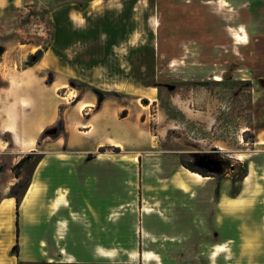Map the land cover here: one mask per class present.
Wrapping results in <instances>:
<instances>
[{
  "label": "crops",
  "instance_id": "crops-1",
  "mask_svg": "<svg viewBox=\"0 0 264 264\" xmlns=\"http://www.w3.org/2000/svg\"><path fill=\"white\" fill-rule=\"evenodd\" d=\"M125 1L90 0L78 11L59 12L54 42L31 67L19 69L37 48L22 54L19 47L25 45L11 44L1 25L0 131L9 135L15 149H30L53 124L54 94L69 79L90 88L71 99L75 117L66 122L65 143L57 139L51 146L54 151L40 153L33 181L19 203V214L15 212L17 245H21L22 217L31 224L24 230L29 250L18 252V264H264V128L254 138L255 149L238 158L246 164L247 174L235 197L230 196L229 178L202 177L184 168L175 154L130 155L123 162L120 150L99 152L100 148L119 149L122 142L118 116L122 104L116 96L134 97L118 91L120 79L129 78L120 70V51L130 29L137 26L133 6L139 7V0L131 4L128 32L119 41L116 10ZM227 1L234 7L240 0ZM255 1L240 2L242 15L226 2H218L216 13L226 8L232 22L234 16L264 18L258 4L251 6ZM24 4V0H0V23ZM245 10L249 15L243 16ZM244 18L230 31L246 29ZM77 45L89 49L88 62L68 61L59 76L46 84L44 74L61 69L57 51ZM238 46L241 51L248 48L246 43ZM259 81L264 86V78ZM97 90L109 96L99 99ZM257 94L264 101V89ZM22 113L30 116L23 118ZM63 144L72 150L59 151ZM5 201L15 209L13 198H3L0 206Z\"/></svg>",
  "mask_w": 264,
  "mask_h": 264
},
{
  "label": "rangeland",
  "instance_id": "rangeland-1",
  "mask_svg": "<svg viewBox=\"0 0 264 264\" xmlns=\"http://www.w3.org/2000/svg\"><path fill=\"white\" fill-rule=\"evenodd\" d=\"M24 1L26 4L20 10L0 23L2 34L11 44L25 45L19 47L22 54L34 48H37L34 53L38 50L45 52L55 40V20L57 15L60 17L59 12L78 11L90 0ZM134 1L126 0L116 10L119 41L127 35L129 9ZM142 1L137 2L138 9L133 6L132 16L137 17V26L130 29L120 51L122 69H119L129 78L123 76L120 79L122 84L118 91L125 93L126 87L138 90L136 94L126 92L134 97L116 96L122 104L118 116L123 138L117 147L122 161H129L130 155L140 158L141 155L175 154L179 160L215 179L231 180L243 164L238 158L243 159L246 157L242 156L243 153L255 149L254 138L258 130L264 128V101L257 94L258 90L264 89L263 82L259 81L264 78V18L241 16L244 23H248L245 32L239 27L233 33L230 29L243 21L234 16L232 22L231 17L226 16V8L216 13L218 2H226L228 8H234L242 15V0L234 7L227 0H144V8ZM99 3L95 2L96 6ZM257 4L264 16V0L255 1L251 6ZM246 14L248 10L243 16ZM130 41L131 47H125ZM243 43L248 48L241 51L238 44ZM87 51L86 46L80 45L73 49H59L61 69L46 72L44 82L49 85L68 61L78 65L87 63ZM131 51L134 52L126 63ZM16 59H20L19 55ZM20 66L19 69L23 68L24 63ZM87 91H90L87 84L74 79H69L56 91L55 120L30 149L25 146L15 149L9 135L0 131V201L8 196L14 201L15 197L22 200L23 192L33 181L40 153L54 151L52 145L57 139L65 143L66 122L75 117L70 112L72 100ZM152 91L155 92L154 100L149 97ZM96 94L99 99L109 96H103L98 90ZM78 115L82 118L80 113ZM14 116L11 112V117ZM29 116L30 113H22L23 118ZM71 150L66 144L59 148L61 152ZM105 151L114 152L110 148ZM32 153L35 157L24 164ZM15 212L14 209L10 224L0 219V264H18L14 255ZM23 218L20 220L18 252L25 253L29 249L24 242V230L31 224L25 223Z\"/></svg>",
  "mask_w": 264,
  "mask_h": 264
},
{
  "label": "trees",
  "instance_id": "trees-1",
  "mask_svg": "<svg viewBox=\"0 0 264 264\" xmlns=\"http://www.w3.org/2000/svg\"><path fill=\"white\" fill-rule=\"evenodd\" d=\"M1 53H2V48L0 47V58H1ZM42 55H43V52L41 50L36 51V53H34L33 55H30L28 57V59L24 63V66L25 67H31V66H33L35 63H37L41 59ZM112 150L115 153L119 152V149H112ZM104 151H105V148H100L99 149V152H104ZM34 157H35V154L34 153H32L31 155H29L28 156V159L24 161V164L28 163V161L30 159L34 158ZM180 163L187 170H189V171H191L193 173L199 174L202 177H210V176H212V175H208L204 171H201L200 169H197L195 167H191L190 165H188L187 163H185L182 160H180ZM246 174H247L246 164H242L241 165V169L239 170V172L236 173V174H234L231 177V182H232V185H233L232 188H231V190H230V196L231 197H235L239 193V191H240V183L243 180V178L246 176ZM15 176L18 177V172L15 173ZM220 180H221V178H219V181ZM18 193H19V191H16V194H18ZM24 193L25 192H23V194H22L21 197L24 196ZM8 197L11 198V196H8ZM14 199H15L16 214L18 215V207H19V203H20L21 199L18 198V197H15ZM15 225H16V236H18V220H17V218L15 220ZM14 250H15L14 255L15 256H18V245L17 244L14 247Z\"/></svg>",
  "mask_w": 264,
  "mask_h": 264
},
{
  "label": "bare ground",
  "instance_id": "bare-ground-1",
  "mask_svg": "<svg viewBox=\"0 0 264 264\" xmlns=\"http://www.w3.org/2000/svg\"><path fill=\"white\" fill-rule=\"evenodd\" d=\"M93 7H96V4H93ZM45 62V61H44ZM216 81H220V78H215ZM126 90V92L129 93H137L138 90H132L131 88H124ZM125 92V93H126ZM155 96V92L152 91L149 95L150 98H153ZM28 206V205H27ZM28 209H31L30 205L27 207ZM12 215H13V206L10 202L5 201L1 204L0 206V219L4 220V221H8V223H11V219H12ZM11 227V226H10ZM5 232L9 233V225L7 226V229Z\"/></svg>",
  "mask_w": 264,
  "mask_h": 264
},
{
  "label": "water",
  "instance_id": "water-1",
  "mask_svg": "<svg viewBox=\"0 0 264 264\" xmlns=\"http://www.w3.org/2000/svg\"><path fill=\"white\" fill-rule=\"evenodd\" d=\"M17 215V214H16ZM15 227H16V225H15Z\"/></svg>",
  "mask_w": 264,
  "mask_h": 264
}]
</instances>
